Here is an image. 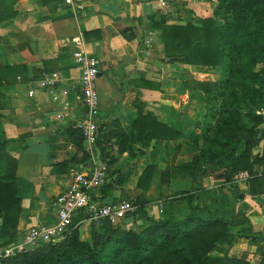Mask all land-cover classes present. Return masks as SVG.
<instances>
[{
  "label": "crops",
  "instance_id": "1",
  "mask_svg": "<svg viewBox=\"0 0 264 264\" xmlns=\"http://www.w3.org/2000/svg\"><path fill=\"white\" fill-rule=\"evenodd\" d=\"M161 1L82 0L84 7L77 9L66 6L63 0H49V5L45 0H0V66H16L8 78L9 85L1 90L0 133L9 141L8 152L18 159L17 176L22 197L18 241L31 226L54 223V202L70 186L75 171L92 170L98 162L96 149L90 159L84 160V151L64 134L78 127L88 115L78 98L81 68L72 54L78 46L68 42L74 36H81L84 41L81 48L101 60L97 81L101 98L98 123L117 122L129 133L139 113H151L183 134L178 140L153 139L149 145L133 143L131 151H114L115 161L110 170L118 172L109 182L115 181L116 187L111 191L106 187L97 189L93 199L100 203H117L138 195L144 169L153 164L155 171L146 192V210L157 220L164 217V195L173 185H167L164 179L171 182L177 179L171 174L165 177V171L191 159L195 148L190 134L195 132L201 137L209 121L208 108H194L204 101V94L186 86L187 75L195 69L213 68L164 60L162 29L156 23L162 17L168 24H185L197 17L212 16L218 0H166V6H162ZM57 5L58 10H50ZM127 27L134 28L137 34L131 41L121 34ZM148 36L153 37L151 54L144 44ZM261 67L264 70V62ZM43 71H59L63 75V85L70 88L68 108L45 90L29 94ZM201 79L204 80L203 76ZM146 81L152 84H144ZM85 149L90 153L86 145ZM263 152L264 140L254 148V154ZM65 161L71 162L62 170L60 163ZM259 168L264 172V165ZM201 186L213 188L204 182ZM240 187L245 192L238 200L224 194L214 211L238 223L236 228L246 226V233L250 226L254 232L264 233V194L251 195L246 192L248 188ZM195 195L199 196L198 192ZM203 199L205 204L198 201L194 204L208 205L213 210L209 203L211 198ZM184 200L169 201L176 215L183 209L178 204ZM124 222L127 228L137 231L149 223L137 215L127 216ZM81 229L83 238L91 240L90 224H84ZM263 252L264 240L240 239L231 254L246 256L259 264L264 258Z\"/></svg>",
  "mask_w": 264,
  "mask_h": 264
},
{
  "label": "trees",
  "instance_id": "2",
  "mask_svg": "<svg viewBox=\"0 0 264 264\" xmlns=\"http://www.w3.org/2000/svg\"><path fill=\"white\" fill-rule=\"evenodd\" d=\"M45 3L49 5V0ZM58 8L57 5L50 10ZM156 26L162 29L164 60L219 70L217 80L186 81L188 88L201 90L207 105H211L209 121L201 137L195 132L190 134L197 152L190 160L166 170L164 176L189 177L201 185L210 171H219L225 181H231L236 173L248 170L256 174L248 182L249 193L264 194V172L259 168L264 165V152L254 154V148L264 140V0H218L212 16L197 17L185 24H168L162 17ZM121 34L129 41L137 36L131 27L123 28ZM15 67L0 66V95L9 85L8 78ZM98 124L96 148L101 151L110 178L118 172L110 170L114 151H131L136 142L149 145L153 139L183 137L180 130L151 113H139L129 133L117 122ZM64 134L84 151V160L91 158L82 129L76 126ZM8 142L0 133V245L18 241L22 200L18 159L8 152ZM70 162L60 163V168L65 170ZM154 171L155 165H148L139 180L138 195L126 197L137 206L129 215L149 222L142 230L127 228V215L116 224L108 219L98 225L90 224L88 240L82 236L83 225H78L62 239L21 250L0 259V264H255L245 256L214 252L219 245L232 246L239 237L250 242L264 240V233L254 232L250 226L249 233L233 236L232 228L238 223L219 216L206 205H195L193 193L179 190L174 194V201L186 199L185 215L177 216L168 202L164 217L153 218L146 210V192ZM103 187L111 191L116 187L115 181ZM259 264H264V258Z\"/></svg>",
  "mask_w": 264,
  "mask_h": 264
},
{
  "label": "built area",
  "instance_id": "3",
  "mask_svg": "<svg viewBox=\"0 0 264 264\" xmlns=\"http://www.w3.org/2000/svg\"><path fill=\"white\" fill-rule=\"evenodd\" d=\"M63 3L77 9L84 7L82 0H63ZM161 4L166 6V0H162ZM68 42L78 46L72 51L73 57L81 68L78 98L83 102L88 113L87 117L78 123V127L84 133L87 150L93 155L100 135L97 119L101 111V98L97 81L101 71V60L97 55L81 48L84 44L81 36H74ZM144 44L147 53L151 54L154 49L153 37L148 36ZM63 80L64 77L59 71H43L38 78L37 86L30 89L29 94L34 95L38 89L45 90L54 100L68 108L70 88L63 85ZM255 175L248 170H242L234 175L231 182L248 188L249 180ZM109 180L110 176L106 166H100L98 162L92 170H76L70 186L54 202L56 221L51 224L33 225L20 241L0 245V259L11 257L21 250L40 247L62 239L78 225H98L106 219L116 224L132 214L137 206L131 200L122 199L117 203H100L93 199V192L102 188ZM77 219L79 221L75 223Z\"/></svg>",
  "mask_w": 264,
  "mask_h": 264
},
{
  "label": "rangeland",
  "instance_id": "4",
  "mask_svg": "<svg viewBox=\"0 0 264 264\" xmlns=\"http://www.w3.org/2000/svg\"><path fill=\"white\" fill-rule=\"evenodd\" d=\"M197 70L198 69H195L192 73H190V75H187L188 80H186V81L192 82L193 80H198L197 77L200 78V80H202L201 79L202 76H203L204 80H217L218 79V76H219V70L218 69H207V70L203 69V70H199V71H197ZM209 106L211 107V105H209V104L207 105V102L204 100L201 103V105L199 103V105L197 107H194V108L195 109H197V108L205 109V107H206V109L208 108V111H209V108H210ZM209 116H210V112H209ZM193 151L197 152L196 149H193ZM209 173L210 174L205 177L206 180L204 179V181H203L206 186H209V185L213 186V188H208V189H207V187H203L201 185L194 184V181L192 180V178H189V177L177 178L175 181H172V182L170 179L165 178L164 182L167 185H170V183L171 184L173 183V185H171L170 189L166 190V192H165L166 195H164L162 207H164V209H166L168 202L173 200L174 194L179 190H186L189 193H193V194H196L198 192L199 196H196V198H195V201H198V204H205V200L203 198L208 196V198H211L209 200V203H210V206L213 208V210L208 205H206V206L209 207L212 211L218 209L217 204L224 194H227L230 198L234 197L233 199H234V201H236L240 198V194L245 192L243 189H241V187H240L241 185L239 183H232L231 181H225V179L221 177V175H220L221 173H219V171L214 172V173L210 171ZM209 176H211V177H209ZM220 183H222V184H220ZM248 186H249V184H248ZM246 192L249 193L250 189H247ZM171 197H173V198H171ZM183 199L184 198H182V200ZM231 204L232 203L230 202V208H232ZM178 205L183 207V209H181V212L180 211L176 212L177 216L184 215L188 211V204H187L186 199L183 202L179 203ZM214 212H216V211H214ZM245 223H246V219H245ZM245 227L246 226H243V229H240L239 227L238 228L233 227L232 228L233 236L240 235L242 232L245 233V229H247ZM240 239H245V238L239 237L238 241ZM236 243H234L232 246H229L228 244L219 245L218 249L215 250L214 255H223L224 253H228L229 255H232L231 254L232 248L236 245ZM263 255H264V252H263Z\"/></svg>",
  "mask_w": 264,
  "mask_h": 264
},
{
  "label": "water",
  "instance_id": "5",
  "mask_svg": "<svg viewBox=\"0 0 264 264\" xmlns=\"http://www.w3.org/2000/svg\"><path fill=\"white\" fill-rule=\"evenodd\" d=\"M96 151L98 152V164L100 166H105L104 161L100 158V150H99V148H96Z\"/></svg>",
  "mask_w": 264,
  "mask_h": 264
}]
</instances>
